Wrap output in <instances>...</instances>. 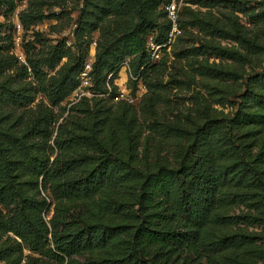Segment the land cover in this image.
<instances>
[{"label":"trees","instance_id":"obj_1","mask_svg":"<svg viewBox=\"0 0 264 264\" xmlns=\"http://www.w3.org/2000/svg\"><path fill=\"white\" fill-rule=\"evenodd\" d=\"M170 1L98 0L100 22L110 16L127 20L136 12L147 25L148 33L143 42L138 32L127 31L118 43H111L98 55L91 72L97 86L106 84L105 72H115L120 63L132 56L138 62V70L143 68L141 74L145 78L165 73V62L150 63L146 39L157 33L159 43L166 41L169 22L160 25L153 16L159 8L166 18L161 6ZM191 1L209 6L208 1ZM46 18L50 16L33 8V3L20 13L22 26L27 30ZM91 27L95 30L98 25ZM221 32L211 29L210 34L224 36ZM8 38L12 43V36ZM3 39L0 35V41ZM250 46L256 53L262 50L256 44ZM1 48L0 61H4ZM63 56L65 51L58 46L44 60L30 59L31 66L21 68L23 77L30 74L28 67L34 70L40 88L36 94L41 93L48 100V104L42 100L35 110L27 109L35 102L34 95L12 90L0 82V243L5 234H13L30 251L59 264H204V260L206 264H221L212 257L223 252H231L233 261L243 260L242 264H264V249L257 245V236L236 233L212 239L210 230L213 225L264 226V149L255 153V139L249 132L240 134L247 127L264 124V73L251 78L250 83L257 90L248 89L243 107L247 110L253 105L261 112L242 111L229 121L205 118L193 129L179 127L180 149L163 156L150 153L139 160L133 152L115 150V132L111 137L98 129L78 133L65 130L66 125L61 124L54 137L58 119L54 108L73 93L78 82L71 75L48 77L41 66L51 70ZM11 58L14 57L8 53L7 62ZM240 58L248 62L246 56ZM1 67L0 64V76ZM209 70L207 75L211 77L228 76ZM147 86L154 90L151 78ZM9 106L26 108L20 115L27 119L23 122L18 115L11 123L14 115L6 109ZM99 119L105 121L103 128L112 129L104 115ZM20 121L25 130L18 134ZM231 128L241 131L235 139L228 132ZM153 129L172 141L171 130L163 131L157 125ZM107 188L126 194L124 202L110 207L122 217V224L92 221L72 228L67 221L52 219L49 230L42 218L49 205L47 200L28 196L30 191L37 195L44 191L53 201L62 203L93 198ZM223 193L229 203L243 206L247 213L218 215ZM261 244L264 246V242ZM199 246L204 250L196 253L195 259L188 257L187 252ZM8 253H13V249H2L0 244V263H8ZM87 253H99L100 258L78 259Z\"/></svg>","mask_w":264,"mask_h":264},{"label":"rangeland","instance_id":"obj_2","mask_svg":"<svg viewBox=\"0 0 264 264\" xmlns=\"http://www.w3.org/2000/svg\"><path fill=\"white\" fill-rule=\"evenodd\" d=\"M204 1H208L209 6L193 4L191 0L183 6V33L163 49L158 63L165 62L166 71L159 76H150L151 82L155 84L153 91L148 89L150 78L142 76L143 68L138 70L135 57H127L116 67L115 72H105L106 84L97 86L91 74L90 84L84 88L81 97L74 95L75 89L60 106L54 108L58 114L57 122L54 123V137L58 135L61 124L66 125L65 130H76L78 133L98 129L111 137L112 132H115V150L125 154L133 152L140 160L150 153L163 156L168 151L173 154L180 149L177 139L179 127L193 129L203 124L205 118L229 121L242 111L261 112L253 105L247 110L243 107L248 89L257 90L256 86L251 85V78L264 73V0ZM31 3L33 8L50 18L27 30L22 26L20 13ZM97 5L98 0H0V35L4 37L0 47L5 57L4 61H0V82L7 83L12 90H24L34 95L35 102L27 106V109L35 110L42 100L48 104L41 93L36 94L40 88L34 78V70L23 77L21 68L26 65L25 62L31 66L30 59L44 60L55 47H62L65 56L59 58L56 66L51 70L45 65L41 68L48 73V77L71 75L79 86L80 74L85 65L89 62L93 67L98 55L111 43H118L125 32L136 31L145 41L148 27L136 12L127 20L110 16L100 22L102 16H99ZM258 14L260 16L256 18ZM153 17L154 22L167 24L168 20L161 15L159 8ZM94 25H98L95 30L91 27ZM211 29L222 31L224 36L211 35ZM9 36H12V43L8 41ZM251 44L260 46V53L254 52ZM8 53L14 57L9 62L6 60ZM232 53H235L234 58H230ZM241 56H246L248 62L241 61ZM209 69L228 73V76L211 77L207 75ZM6 109L14 115L11 123L23 111H27L26 108L11 106ZM100 115L109 119L112 129L103 128L105 121H100ZM20 116L23 122L27 119L24 115ZM23 122L17 124L18 134L25 130ZM156 125L163 131L171 130L172 141L157 134L153 129ZM228 132L234 139L249 132L257 145L255 153L264 149V124L247 127L242 132L231 128ZM183 147L186 145L183 144ZM125 195L107 188L93 198L57 203L47 192L42 191L40 195L28 192L30 197L47 200L49 205L42 213V218L49 230H52V219L67 221L72 228L92 221L104 225L122 224V217L116 215L110 207L119 206L126 200ZM246 213L243 206L229 203L223 193L218 204V215L228 217ZM210 230L212 239L236 233L257 236V245L264 249L261 244L264 242L263 225H213ZM21 243L13 234L2 237L1 248L13 249V253H8L10 258L7 264H36L35 261H38L37 264H59L30 251ZM202 250L204 247L201 246L191 248L187 252L188 257L195 259L196 253ZM88 257L99 259L100 255L87 253L78 259L83 261ZM212 258L221 264L243 263V260L233 261L231 252L216 254ZM203 263L206 264V261Z\"/></svg>","mask_w":264,"mask_h":264},{"label":"built area","instance_id":"obj_3","mask_svg":"<svg viewBox=\"0 0 264 264\" xmlns=\"http://www.w3.org/2000/svg\"><path fill=\"white\" fill-rule=\"evenodd\" d=\"M188 4V0H171L162 6L166 15V19L169 22V31L166 41L164 43L158 42L157 33L151 34L146 39V50L149 54L150 63H156L161 59L162 51L167 46L175 42V40L183 33L181 27V11L183 6ZM25 62V61H24ZM28 66V64L25 62ZM28 71L31 74L32 70L28 67ZM92 63H87L84 70L80 74V85L76 88L74 95L81 97L84 94V88L89 86L91 78Z\"/></svg>","mask_w":264,"mask_h":264}]
</instances>
